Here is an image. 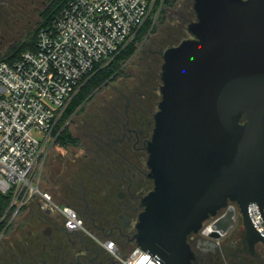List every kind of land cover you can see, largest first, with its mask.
Listing matches in <instances>:
<instances>
[{
  "label": "water",
  "instance_id": "1",
  "mask_svg": "<svg viewBox=\"0 0 264 264\" xmlns=\"http://www.w3.org/2000/svg\"><path fill=\"white\" fill-rule=\"evenodd\" d=\"M191 38L163 53L161 99L147 144L154 188L134 240L158 264H192L188 239L216 218L215 240L235 223L250 253L264 236V0H194ZM227 221V223H225Z\"/></svg>",
  "mask_w": 264,
  "mask_h": 264
},
{
  "label": "built area",
  "instance_id": "2",
  "mask_svg": "<svg viewBox=\"0 0 264 264\" xmlns=\"http://www.w3.org/2000/svg\"><path fill=\"white\" fill-rule=\"evenodd\" d=\"M62 8L37 32L36 51L0 62V194L12 195L14 219L37 200L58 211L70 231L82 228L78 213L40 189L39 167L54 144L59 120L84 83L109 64L138 34L157 0H61ZM250 217L264 236L258 205ZM3 218V219H4ZM101 246L121 264H158L139 246L127 253L114 240Z\"/></svg>",
  "mask_w": 264,
  "mask_h": 264
},
{
  "label": "flooded vegetation",
  "instance_id": "3",
  "mask_svg": "<svg viewBox=\"0 0 264 264\" xmlns=\"http://www.w3.org/2000/svg\"><path fill=\"white\" fill-rule=\"evenodd\" d=\"M181 1L175 9L181 14L194 3V0ZM164 4L174 8L171 0H162ZM43 5L47 2L43 1ZM126 107L125 123L121 124V119L113 122L118 124L117 131L107 129L106 138L91 133L95 146L90 147L89 154L96 165L91 169L93 174L88 176L92 190L88 191L83 185L84 193L82 196L75 194V200L71 194L77 186L72 183L68 185L70 192L58 203L78 208L81 215L73 209L82 219V228L70 231L60 212L42 208L39 201L28 204L24 207L27 212L23 218L17 219L24 208L0 231V264H121L101 242L116 235L115 242L124 253L137 245L135 224L143 211L142 200L154 188L147 166V144L154 120L148 123L136 110L131 117L129 105ZM231 209H235V223L220 239L208 237L216 218L208 220L210 224L203 226L198 235L189 237L195 254L192 264H200L201 258L219 248L221 239L228 235L244 239V229L236 228L237 221L241 220L236 202L229 201L219 216Z\"/></svg>",
  "mask_w": 264,
  "mask_h": 264
},
{
  "label": "rangeland",
  "instance_id": "4",
  "mask_svg": "<svg viewBox=\"0 0 264 264\" xmlns=\"http://www.w3.org/2000/svg\"><path fill=\"white\" fill-rule=\"evenodd\" d=\"M43 1H46L47 5L44 6ZM51 1L0 0V57L10 46L29 39L28 35L43 23L39 24L41 13ZM171 3L174 8L164 4L162 7L164 13L160 12L159 6L158 10L150 15L152 29L154 27L156 31L149 32L141 39L137 45V53L122 68V76L94 93L85 102L82 111L62 125V128L67 127L80 139V145L69 150L51 145L37 173L40 189L48 192L56 201L60 202L65 196L64 183H76L77 189H74L75 191L71 194L73 197L75 194L82 196L84 187L88 191L92 190L88 176L93 174L91 169L96 168V165H93L90 156V147L95 146L91 133L106 138L107 129L117 131L118 124L113 122L121 119V124L125 123L128 113L125 110L128 105L131 117L136 110L143 114L142 119H146L148 123L152 122V116L156 113L161 99L159 88L162 84L160 78L162 54L168 48L191 38L188 25L195 21L193 2L182 14L175 12L182 3L181 0H171ZM76 197H74L75 200H77ZM36 202L37 200L31 202L29 206ZM73 208L81 215L78 208ZM26 212L27 208H24L17 219L23 218ZM4 220L9 223L12 219L6 217ZM209 224L207 221L204 226ZM236 228H243L242 220L237 221ZM116 239V235H113L106 240L115 241ZM263 251L264 246L256 244L254 253L251 254L245 239H233L231 235H228L221 239L219 248L201 258L200 264H264Z\"/></svg>",
  "mask_w": 264,
  "mask_h": 264
},
{
  "label": "trees",
  "instance_id": "5",
  "mask_svg": "<svg viewBox=\"0 0 264 264\" xmlns=\"http://www.w3.org/2000/svg\"><path fill=\"white\" fill-rule=\"evenodd\" d=\"M168 2L169 0H165ZM162 0H157L156 6L154 11L156 12L160 6L162 10L163 5ZM62 8V1L61 0H52L47 8L42 11V17L39 22H43L36 30L31 32L28 37L29 39H24L19 44H14L10 46L3 55H1L0 62H8L12 63L21 57L22 52L27 51H36V39H37V32L40 27L45 26L50 23V21L55 17L58 11ZM160 12L164 13L162 10ZM153 23L150 19L146 21V23L142 26L136 39L130 42L117 56L106 66L103 68H98V70L84 83V85L80 88L78 93L72 99L70 105L68 106L67 110L63 114L62 118L59 120L58 125L55 128L54 135L56 140L54 145L64 149L69 150V148H75L80 145V139L76 137L72 132L67 128H62V125L65 121H68L72 116L78 114L84 108V104L89 98L96 93L97 91L101 90L103 86L110 83L113 80L118 79L122 76L123 70L122 68L132 60V58L137 53V45L148 33L155 32V28L153 27ZM64 195L70 192L67 183H64ZM67 185V187H66ZM54 199V198H53ZM55 200V199H54ZM12 201V195H2L0 194V231L5 227L7 221H5L4 216L7 213L10 204ZM56 201V200H55ZM57 203H60L56 201ZM6 217H11V213H8ZM4 218V219H3ZM264 255V251L262 253Z\"/></svg>",
  "mask_w": 264,
  "mask_h": 264
}]
</instances>
